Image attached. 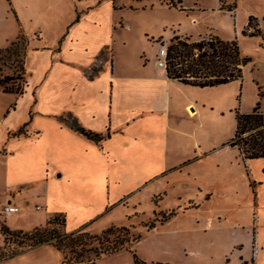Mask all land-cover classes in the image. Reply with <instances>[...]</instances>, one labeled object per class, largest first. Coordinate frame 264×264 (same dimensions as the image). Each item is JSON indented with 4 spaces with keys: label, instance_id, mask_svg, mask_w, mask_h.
<instances>
[{
    "label": "crops",
    "instance_id": "obj_1",
    "mask_svg": "<svg viewBox=\"0 0 264 264\" xmlns=\"http://www.w3.org/2000/svg\"><path fill=\"white\" fill-rule=\"evenodd\" d=\"M230 4L235 5L231 11L235 15L237 0ZM220 6L218 2L214 8ZM263 13L264 0L258 10L246 13L239 29L246 27L249 15L260 18ZM192 18L197 21L192 25L197 27L196 33L203 32L197 16L192 14ZM83 20L69 28L62 42L26 51L24 91L29 98L25 119H29L28 115L31 118L22 126L26 134L11 138L16 144L12 161L3 170L0 204L11 200L20 205L21 200L39 195L47 211L26 224L7 226L31 230L44 225L52 213L63 212L66 230L73 231L90 223L106 205L151 181L160 183L161 178L167 177L157 188L160 191L176 179H191L204 195L197 202L190 199L192 202L182 208L184 212L192 209L197 213L193 216L194 229L187 230V234L184 231V235L193 234L197 244L186 243L180 249L183 245L175 240L170 243L172 249L181 251L161 261H146L137 254L138 257L145 264H264L260 221V217L264 219V159L253 158L262 159L261 172L259 176L251 175L245 161L253 159H243L235 147L222 144L243 162L245 174L239 182L244 186V198L238 197L236 180L216 174L209 179L202 177L207 168L217 170L216 161L206 160L219 150L205 144L203 116L219 120L224 109L232 111L238 101L235 97L228 106L214 109L206 98H196L191 93L214 90L218 95L224 86L238 79L205 87L178 82L157 64L156 51L154 58L142 56L141 61L126 63L117 53L112 25L93 44L95 32L105 28L100 30L98 20ZM108 48L110 62L104 56L96 63L97 56ZM30 56L35 60L28 66ZM258 99L261 103L264 96L256 94ZM68 117L85 129L100 133L102 138L95 141L72 129ZM176 149L184 153L175 155ZM9 154L8 150L3 153ZM40 183L44 184L43 189L29 190ZM172 210L171 217L178 211L165 210ZM201 211L209 217L200 215ZM188 247L191 248L187 250Z\"/></svg>",
    "mask_w": 264,
    "mask_h": 264
},
{
    "label": "rangeland",
    "instance_id": "obj_2",
    "mask_svg": "<svg viewBox=\"0 0 264 264\" xmlns=\"http://www.w3.org/2000/svg\"><path fill=\"white\" fill-rule=\"evenodd\" d=\"M171 1L177 3V0ZM231 1L182 0L183 8H174L169 6L170 0H0V51L7 47L17 35L22 34L25 37V40L18 44V56L11 55L9 58L7 53H0V80L4 79L5 76L13 78L5 77L0 88L3 85H10L12 80L24 87L25 71L20 69V60L22 53L26 50L27 42V50H38L39 47L62 42L69 28L82 18L85 19L83 23L98 20L100 30L105 28L100 33L95 32L96 39L91 42L93 44H97L99 42L97 38L102 36L103 32L107 34V27L112 25L111 28L116 30L114 37L118 45L117 53L126 63H136L139 59L141 61L142 56L144 59H147V56L154 58V51H156V61L158 48L160 46L166 47L172 34L189 36L192 40L208 39L213 35H217L223 40L235 39L241 53L251 58V61L243 66L242 79L224 86L218 95L217 92H212L214 90H197L200 93L191 94L196 98L203 96L208 100L209 107L214 109L219 105L228 106L236 97L238 107H234L230 112L224 109L219 120L209 117L210 115L203 116L207 131L205 144L217 146L216 149L219 150L215 156L206 160L207 162L212 161V163L216 161L217 170L211 171L207 168L202 177L209 179L216 174L227 180L234 179L237 182L238 197L244 198V186L239 182L242 179V173L245 174L243 162L239 158H235V155L230 153L231 151H228L222 144L234 134L236 113L252 110L256 102L257 85L261 87L264 96V49H261L264 45H260L261 37L258 34H243L239 29V23L245 19L246 13L253 9L258 10L262 0H237L235 15L226 9ZM218 2L224 8H214ZM208 11L211 13L205 17ZM192 14L200 20V29L203 32L196 33L197 27L192 25L197 24V21L195 18L190 19ZM110 53L109 48L103 50L97 56L96 63L99 58L104 56H108L107 61L110 62L108 59ZM27 60L29 66L35 57L30 56ZM15 98H18L16 105ZM28 98L26 91L17 97L13 92H3L0 89V187L4 183L2 179L3 170L12 161L11 156L14 152L12 148H15L16 144L11 141V138L26 134L22 126H26L31 118L28 115L29 119H25ZM10 107L15 108L11 111L8 110ZM259 110L264 113V101L260 103ZM68 120L72 121L70 117ZM7 150L10 156L3 155ZM178 153L184 152L176 149L175 155ZM261 160L245 161L249 174L260 175ZM166 179L167 177L161 178L160 183L151 181L135 192L126 193L124 198L106 205L102 213H99L90 223L79 228H83L90 234L98 235L110 225L125 226L128 228V233L114 231L113 234L109 235V239L112 240L115 237L119 240L123 237L131 239L140 235V240L137 243L132 242V248L134 247L137 254L146 261L157 259L161 261L181 251L172 249L170 243L175 240L183 245L182 247L179 246L180 249L184 245L187 246L186 243L196 245L194 235L190 233L189 236H185L184 231L187 234L189 233L187 230L194 229L193 216L197 213L192 209L184 212L182 208L191 203V200L197 202L199 197L204 195V191L203 193L198 191L191 179H176L172 185L157 191V188ZM43 187L44 184L40 183L29 190L36 192ZM38 196L21 200L20 205L16 203L20 207L19 214H10L9 216L0 212V227L2 225L7 226L8 223L10 225L26 224L31 219L41 218L47 211V207H45L42 197ZM37 204L42 207V210L35 208ZM170 208L178 211L173 217L168 216V211H165ZM172 211L174 212V210ZM201 212L200 215L209 217L208 214ZM168 218L170 219L168 220ZM152 221L155 228L148 229L147 225ZM260 221L261 234H263V217H260ZM55 227L59 230H66L61 216L55 218ZM87 241L90 243L84 246L86 250L81 252V254L84 253L83 255L77 256L78 259H93L95 264H131V256L125 250L101 254L97 259H94L100 245L91 238ZM132 243L126 242L129 245ZM20 248V253L1 260L0 264H64L63 253L52 244L43 243L33 247H19L12 240H4V235L0 230V251ZM190 248L188 247L187 250ZM259 249L262 253L261 248ZM67 250L65 249L67 257L72 258L74 254ZM153 263L160 264L159 262H150V264ZM80 264L88 263L82 262Z\"/></svg>",
    "mask_w": 264,
    "mask_h": 264
},
{
    "label": "trees",
    "instance_id": "obj_3",
    "mask_svg": "<svg viewBox=\"0 0 264 264\" xmlns=\"http://www.w3.org/2000/svg\"><path fill=\"white\" fill-rule=\"evenodd\" d=\"M181 3L182 0H177V3L170 0L169 6L183 8ZM234 7V4H230L226 9L232 11ZM220 8L224 7L220 6ZM255 18L249 15L246 26L252 24ZM241 32L249 35L256 34L253 32L247 33L246 27ZM23 40H25V37L22 34L17 35L0 53H7L9 58L11 55L18 56V44ZM168 41L164 65L167 76L178 82L192 86H214L232 80H241L243 66L251 61L249 56L241 53L235 39L223 40L217 35H213L208 39L200 38L198 40H192L189 36L174 34ZM27 45L28 42L26 44V50L22 53L20 60V69L22 71L24 70ZM7 78L13 79L11 77ZM4 79L0 80V85H2ZM0 89L3 92H13L15 94H22L24 92V87L19 85V83L16 84L14 80L11 81L10 85H3ZM257 90V95L261 97L263 93L261 87L258 85ZM259 107L260 102L258 99L250 112L236 113L234 134L227 141L228 145L238 150L239 155L243 159H264V113L259 110ZM70 127L92 140L99 141L102 138L100 133L85 129L75 119L70 122ZM262 171L264 172V165ZM172 214H174L173 211L167 213L168 216ZM59 216L62 217L65 227V214L63 212H54L48 216L45 225L36 226L31 230L11 229L6 225H2L0 230L4 235V240H12L19 247H33L43 243L52 244L57 250L63 253L64 264H80L82 262L95 264V260L93 259H78L77 257L78 255L81 256L84 254H81V252L86 250L84 246L90 243V241H87L90 238L94 239L100 245L94 259H97L101 254H111L124 249L131 253L134 264H145V261L141 260L135 249L132 248L133 243L140 240V235L132 237L131 239L124 237L120 240L116 237L112 240L109 239V235L113 234L114 231L128 233L127 227L110 225L98 235L90 234L88 231L83 230V228L67 232L66 230H59L55 227V218ZM160 221L162 222L163 219ZM147 227L148 229L153 228L154 222H149ZM126 242L133 243L129 245ZM65 249H68V252L74 254L72 258L67 257ZM20 252L21 248L0 251V261L11 258Z\"/></svg>",
    "mask_w": 264,
    "mask_h": 264
},
{
    "label": "built area",
    "instance_id": "obj_4",
    "mask_svg": "<svg viewBox=\"0 0 264 264\" xmlns=\"http://www.w3.org/2000/svg\"><path fill=\"white\" fill-rule=\"evenodd\" d=\"M246 31L248 33H256L261 37V43L264 45V13L260 18H255L252 21V24L246 26ZM165 56H166V47L160 46L158 48L157 59L156 62L158 65H165ZM36 209H39V205H35ZM0 212L5 215L16 214L20 212V207L11 200L6 201L1 204Z\"/></svg>",
    "mask_w": 264,
    "mask_h": 264
},
{
    "label": "bare ground",
    "instance_id": "obj_5",
    "mask_svg": "<svg viewBox=\"0 0 264 264\" xmlns=\"http://www.w3.org/2000/svg\"><path fill=\"white\" fill-rule=\"evenodd\" d=\"M188 109H189V107H188ZM191 111V110H190ZM191 113H193V112H191Z\"/></svg>",
    "mask_w": 264,
    "mask_h": 264
}]
</instances>
